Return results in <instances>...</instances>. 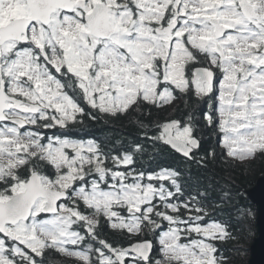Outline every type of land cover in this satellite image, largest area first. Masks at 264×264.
I'll return each instance as SVG.
<instances>
[{"label": "snow or ice", "instance_id": "snow-or-ice-1", "mask_svg": "<svg viewBox=\"0 0 264 264\" xmlns=\"http://www.w3.org/2000/svg\"><path fill=\"white\" fill-rule=\"evenodd\" d=\"M175 90L208 104L224 163L264 159V0H0V264H45L48 249L78 264H226L236 237L215 212L230 193L193 195L161 160H197L192 115L140 123L142 139L108 152L73 138L86 117L163 109Z\"/></svg>", "mask_w": 264, "mask_h": 264}, {"label": "trees", "instance_id": "trees-1", "mask_svg": "<svg viewBox=\"0 0 264 264\" xmlns=\"http://www.w3.org/2000/svg\"><path fill=\"white\" fill-rule=\"evenodd\" d=\"M188 75L190 76V72ZM70 94L75 95L72 92ZM174 96L173 103L171 102V104L165 105L163 109H151L150 111L149 106H143L139 111H136L134 110L135 106H133L127 114L119 118L104 117L99 121H93L86 117L84 124L73 130V138H95L101 143L104 151L108 152L113 149H119L122 144L128 146L134 140L142 139L143 129L139 127L140 123L154 128L157 123L171 119H180L183 121L187 119L189 114L192 115L197 128L195 135L201 142L197 160L187 161L185 158L180 157L179 154L172 152L164 153L161 156V160L165 167H174L182 172L184 179L188 181V187L193 195L197 191L196 185L198 184L200 185V190H203L204 185H207L210 189H215L214 192H209L213 202L222 195V189L230 193L229 202L226 205H222L225 210L221 211L217 209L215 219L228 222L230 231L236 239H230L226 243H222L221 250L222 254L227 257L226 264H247L250 252L248 251L249 255L247 254L244 259L239 252L240 248L237 247L238 240L241 236L238 226L242 220L241 216L244 211L251 210L253 215L257 216V209L249 200L247 191L256 185L260 177L264 176V159L258 158L248 164H234L229 159L228 163H224L223 158L220 156V153L223 152L221 147L222 134L218 127H209L202 115V113L209 112L208 104L197 99L191 90L187 94L175 90ZM76 98L79 99V97ZM87 110L89 109L86 108ZM212 115L214 119L217 118L216 113L213 112ZM42 131H46L51 135L53 130ZM212 151L217 154L214 161L209 158L207 161L197 162L206 153ZM140 163L145 168L148 167L147 159L141 160ZM108 166L112 167L110 161L108 162ZM43 171L45 174L51 175L47 169ZM229 209L232 210L231 214L228 211ZM252 226L257 231L255 218L253 219ZM100 235L108 242H116L114 246L127 247L130 242L115 234L106 224L104 225V231ZM136 239L139 238L137 237ZM63 256L54 249H48L45 251L43 259L45 264H72L64 260L62 261ZM161 257L158 254V258Z\"/></svg>", "mask_w": 264, "mask_h": 264}, {"label": "water", "instance_id": "water-1", "mask_svg": "<svg viewBox=\"0 0 264 264\" xmlns=\"http://www.w3.org/2000/svg\"><path fill=\"white\" fill-rule=\"evenodd\" d=\"M247 195L257 209V236L253 239L247 264H264V176L260 177L256 185L247 191Z\"/></svg>", "mask_w": 264, "mask_h": 264}, {"label": "rangeland", "instance_id": "rangeland-1", "mask_svg": "<svg viewBox=\"0 0 264 264\" xmlns=\"http://www.w3.org/2000/svg\"><path fill=\"white\" fill-rule=\"evenodd\" d=\"M190 67H192V66L190 65L189 68ZM172 103H173V101H172ZM216 116H217V114H216ZM216 119H218V116ZM248 163H250V162H245L242 164H248ZM239 164H241V163H239ZM249 212L251 213V215H248ZM241 217H242V220L240 221L239 226H238L241 236H240V239L238 240L237 247L240 248L239 252L241 253L242 257H244V259H245L246 255L248 254V251L250 252V249H251V246L253 243V239L256 238V236H257V231L254 230L253 226H252L253 219L255 218V222H256L257 216H254L253 213L251 212V210L250 211L246 210L242 213ZM249 258H250V256H249ZM63 260L65 262H69L72 264H78V262L75 261L74 258L63 256L62 261Z\"/></svg>", "mask_w": 264, "mask_h": 264}]
</instances>
